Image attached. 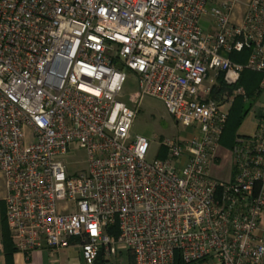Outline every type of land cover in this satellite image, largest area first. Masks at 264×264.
<instances>
[{
    "label": "built area",
    "instance_id": "obj_1",
    "mask_svg": "<svg viewBox=\"0 0 264 264\" xmlns=\"http://www.w3.org/2000/svg\"><path fill=\"white\" fill-rule=\"evenodd\" d=\"M246 47L245 63L230 58ZM245 70L263 91L264 0H0V204L17 249L76 246L84 264L99 252L101 264H264V107L255 133L225 148L234 97L212 95ZM233 95L247 99L243 86ZM147 97L181 128L154 159L132 135ZM75 142L87 170L71 173L62 157ZM223 149L225 180L211 173Z\"/></svg>",
    "mask_w": 264,
    "mask_h": 264
},
{
    "label": "rangeland",
    "instance_id": "obj_2",
    "mask_svg": "<svg viewBox=\"0 0 264 264\" xmlns=\"http://www.w3.org/2000/svg\"><path fill=\"white\" fill-rule=\"evenodd\" d=\"M247 1V0H244ZM246 6L241 3L236 7L235 16L241 18L245 12ZM208 17L201 20V26L204 30H209L212 23ZM221 77V76H220ZM219 77V85L214 88L213 96L219 99L220 94H223V100L227 98H233V104L238 99L241 98L245 102V105L249 108V112L244 116L242 123L239 125L237 134L238 135H253L257 127V111H260L261 107H264V90L260 93L255 92L252 95L247 94V99L242 95H233L236 87L232 89L230 87L223 85L222 80ZM208 85V83H206ZM137 81L135 76L129 74L128 82L124 89V100L129 101L131 93L136 90ZM227 87V88H224ZM247 92V91H246ZM232 104V106H233ZM184 132V130H182ZM133 136H144L151 141V149L148 153L149 159H154L155 157H161L163 154V149L160 147L159 141L161 138L176 137L181 135V128L175 127L173 118L167 112L164 103L158 99L147 97L142 102L139 108V114L135 119L133 128ZM225 148H229L224 146ZM222 161L219 164L213 165L211 173L213 176L219 179H227L230 172V162L229 153L223 149L221 151ZM63 160L68 164L69 171L71 173L82 172L87 170V153L85 150L79 147V144L75 142L69 148V152L62 157ZM2 179H0V190L2 187ZM2 217V205L0 204V225ZM127 258L124 257L123 264H127Z\"/></svg>",
    "mask_w": 264,
    "mask_h": 264
},
{
    "label": "trees",
    "instance_id": "obj_3",
    "mask_svg": "<svg viewBox=\"0 0 264 264\" xmlns=\"http://www.w3.org/2000/svg\"><path fill=\"white\" fill-rule=\"evenodd\" d=\"M250 48H245L242 52H232L230 54V58L234 62L245 63L249 57ZM223 76L220 77L222 80ZM261 79V74L257 72H252L245 70L242 73L241 79L238 84L234 87L243 86L247 91V94L250 96L257 92L259 82ZM224 85V84H223ZM225 86V85H224ZM227 88V87H224ZM231 89L233 87H230ZM221 95V94H220ZM249 112V108L245 105V102L238 98L233 106L230 109V115L228 122L226 124L225 130L221 137V144L223 146L231 148L234 144V140L236 138L237 130L239 125L242 123L244 116ZM163 156V154H162ZM2 205V226H3V241L6 242L7 246L11 245L10 231L7 223V219L5 216V206L4 203L1 202ZM130 264H134L133 258L130 260Z\"/></svg>",
    "mask_w": 264,
    "mask_h": 264
},
{
    "label": "crops",
    "instance_id": "obj_4",
    "mask_svg": "<svg viewBox=\"0 0 264 264\" xmlns=\"http://www.w3.org/2000/svg\"><path fill=\"white\" fill-rule=\"evenodd\" d=\"M214 29L215 26L212 24L209 30ZM0 235L3 237L2 223L0 225ZM10 238L11 245L7 246L4 242L3 250H0V264H84L81 252L76 246L56 252L48 248L23 252L17 249L11 234Z\"/></svg>",
    "mask_w": 264,
    "mask_h": 264
},
{
    "label": "water",
    "instance_id": "obj_5",
    "mask_svg": "<svg viewBox=\"0 0 264 264\" xmlns=\"http://www.w3.org/2000/svg\"><path fill=\"white\" fill-rule=\"evenodd\" d=\"M119 67L122 69L123 66L121 64H119ZM101 258H102V253L99 252L97 263L101 264Z\"/></svg>",
    "mask_w": 264,
    "mask_h": 264
}]
</instances>
